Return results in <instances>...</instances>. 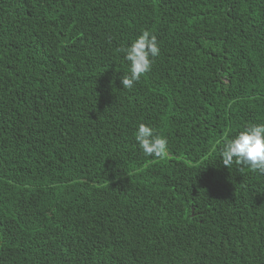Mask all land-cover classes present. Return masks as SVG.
I'll list each match as a JSON object with an SVG mask.
<instances>
[{"label": "trees", "instance_id": "16d2710c", "mask_svg": "<svg viewBox=\"0 0 264 264\" xmlns=\"http://www.w3.org/2000/svg\"><path fill=\"white\" fill-rule=\"evenodd\" d=\"M249 125L264 0H0V264H264V174L221 158Z\"/></svg>", "mask_w": 264, "mask_h": 264}, {"label": "clouds", "instance_id": "9594fccd", "mask_svg": "<svg viewBox=\"0 0 264 264\" xmlns=\"http://www.w3.org/2000/svg\"><path fill=\"white\" fill-rule=\"evenodd\" d=\"M116 51L125 53V59L130 63V74L121 78L124 89H131L134 83H138L141 76L151 70L153 59L160 54L155 35L146 30L130 47L118 48ZM135 139L146 156H154L157 159L167 157L166 139L154 135V130L145 124L138 126ZM221 158L227 168L235 163L264 174V125H249L235 138L225 137Z\"/></svg>", "mask_w": 264, "mask_h": 264}, {"label": "bare ground", "instance_id": "6f19581e", "mask_svg": "<svg viewBox=\"0 0 264 264\" xmlns=\"http://www.w3.org/2000/svg\"><path fill=\"white\" fill-rule=\"evenodd\" d=\"M196 86V85H195Z\"/></svg>", "mask_w": 264, "mask_h": 264}]
</instances>
